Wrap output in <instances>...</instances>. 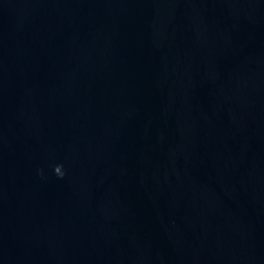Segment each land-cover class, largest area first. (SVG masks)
<instances>
[{
  "label": "water",
  "instance_id": "1",
  "mask_svg": "<svg viewBox=\"0 0 264 264\" xmlns=\"http://www.w3.org/2000/svg\"><path fill=\"white\" fill-rule=\"evenodd\" d=\"M0 264H264V0H0Z\"/></svg>",
  "mask_w": 264,
  "mask_h": 264
},
{
  "label": "clouds",
  "instance_id": "2",
  "mask_svg": "<svg viewBox=\"0 0 264 264\" xmlns=\"http://www.w3.org/2000/svg\"><path fill=\"white\" fill-rule=\"evenodd\" d=\"M55 173L60 176L61 178L65 175V172L63 170V165H56L54 167Z\"/></svg>",
  "mask_w": 264,
  "mask_h": 264
}]
</instances>
